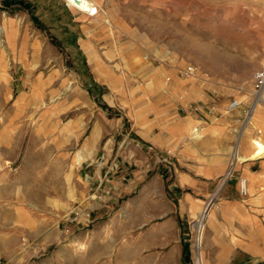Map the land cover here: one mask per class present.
<instances>
[{
  "label": "rangeland",
  "instance_id": "1",
  "mask_svg": "<svg viewBox=\"0 0 264 264\" xmlns=\"http://www.w3.org/2000/svg\"><path fill=\"white\" fill-rule=\"evenodd\" d=\"M94 1L113 26L110 44L91 45V60L100 66L86 62L87 44L35 35L43 31L36 19L27 18V33L10 44L5 37H12V28L0 34V264H264V208L236 190L253 141L264 138L254 123H264L263 99L249 120L254 74L264 65V0ZM40 3L47 11L48 1ZM55 4L58 11L66 7L64 0ZM4 11L0 6V24ZM190 66L195 75H183ZM152 75H163L169 87L183 80L182 90L203 85L202 100L220 116L236 99L242 104L235 113L246 117L232 176L231 157L212 161L226 163L215 194L203 201L189 198L184 208L166 201L182 219V247L161 257L153 255L147 234L152 212L165 204L146 191L148 177L135 188L124 187L128 178L112 171L123 162L107 156L123 140L125 118L116 101L155 88ZM97 130L99 142L87 147ZM207 135L202 128L191 141L217 146ZM243 137L247 152L240 147ZM170 153L160 154L153 172L169 170ZM99 169L106 172L96 175ZM228 186L235 191L231 196ZM226 201L234 203L231 209ZM240 247L260 255L248 254L247 260Z\"/></svg>",
  "mask_w": 264,
  "mask_h": 264
},
{
  "label": "crops",
  "instance_id": "2",
  "mask_svg": "<svg viewBox=\"0 0 264 264\" xmlns=\"http://www.w3.org/2000/svg\"><path fill=\"white\" fill-rule=\"evenodd\" d=\"M47 1L46 11L40 0H1L3 4L0 3V6L5 9L3 21H6L7 25H11L9 27L12 28V37L10 39L5 37L6 44H10L15 38L17 40L18 36L23 37L25 32L27 33L22 26L27 18H31L32 22L36 19L40 22L43 31H35V35H41L43 39L46 36L58 44H87L83 53L88 65L101 64L98 60H91L94 55L91 45L110 44L109 31L113 28L108 19L106 23L104 22V14L100 13L102 6L93 0L99 7V12L97 16L90 18L85 13L67 6L58 11L55 8V0ZM105 1L99 0L101 3ZM162 77L163 75L158 79L153 75L150 77L152 81H155V88L139 94L128 92L129 99H125L128 98L127 96H120V99L116 101L120 106L117 110L121 112V118H125L119 129L123 140L115 141L118 145L116 153L113 150L107 154L110 159L115 158L123 162L121 168L116 170L117 167L112 171L122 179L128 178L124 187L135 188L142 179L148 177L149 179L145 180L147 182L146 191L151 193V198L155 193L153 196L156 199L152 198L153 201L165 204L164 209L161 206L162 209L159 208L158 212H152L149 225L154 226L150 227L147 234V237L152 240L150 249L154 252L153 255L160 257L182 247V219L179 214L174 216L172 206L166 201L174 207L184 208L189 198L203 201L215 194L219 188V180L224 177L226 163L213 165L212 161L216 160L217 156L222 161L229 159L238 146L240 135L242 137L246 130L245 128L242 131L246 117L244 120L241 119L243 114L241 111L220 116L215 107L213 109L205 105L202 100L205 99L203 85H191L182 90L181 87L185 86V81L174 82L169 87L168 83L164 85ZM103 100L110 107H116L115 103L111 105L106 95H103ZM213 112L217 113L216 116ZM204 115L209 121L202 117ZM254 123L257 128L264 130V123L259 118L254 120ZM199 127L207 130L209 136L207 135L205 140L217 143V146L203 148L199 143L191 141V139L200 138L201 129ZM192 128L198 129L199 134L196 137L190 134ZM214 130L220 132L219 136L214 135ZM98 133L97 130L95 137L92 136L91 140L87 139V147H90V143L95 145L99 142ZM246 142L247 139L243 137L240 147L244 152L248 149ZM124 145L125 148L122 151ZM168 151L171 152L168 156L170 161L167 168L169 170L158 169L153 172L152 170L159 165L160 154ZM120 153H122L121 156L127 153V156L121 158ZM238 170L240 176L248 181L250 187L248 195L253 201L251 205L264 208V158L247 161ZM104 172L106 171L99 169L96 175L100 173L102 176ZM117 179L116 176L111 179L115 187L120 184ZM227 189H229V196L232 192L235 193L234 190H230L229 186ZM236 190L239 192V185ZM232 204L234 203L226 201V209H231ZM246 205H243L244 209H247ZM236 249H238L236 246L232 249V258L235 256L233 251ZM240 249L246 253L245 255L241 252L247 260L248 254L260 255L242 247Z\"/></svg>",
  "mask_w": 264,
  "mask_h": 264
},
{
  "label": "built area",
  "instance_id": "3",
  "mask_svg": "<svg viewBox=\"0 0 264 264\" xmlns=\"http://www.w3.org/2000/svg\"><path fill=\"white\" fill-rule=\"evenodd\" d=\"M65 5L68 8H72L75 9L77 11L83 12L85 13L88 17L93 18L95 16H97L98 12H99V7L97 5H95L94 3L91 4V9L86 10V11H82L79 6L78 3L75 2V0H73V2H71L70 0H65ZM195 68L190 66L187 69H185L182 74L185 76H190V75H195ZM252 90H253V95L256 97L255 101L259 98V95L263 92L264 90V65L255 72L254 74V78H253V85H252ZM254 101V103H255ZM241 102H239L238 100L234 99L232 100L229 105L227 106V113H232L236 110H238V108L241 106ZM238 163V159H237V155L235 154V152H233V154L231 155L230 158V162H229V167H228V176H232L233 172H234V168ZM115 168H117V165H115ZM240 193L244 196L249 194V189H248V181L245 178H241L240 179ZM213 205V200L209 201L205 207V210L208 211V209H210Z\"/></svg>",
  "mask_w": 264,
  "mask_h": 264
},
{
  "label": "bare ground",
  "instance_id": "4",
  "mask_svg": "<svg viewBox=\"0 0 264 264\" xmlns=\"http://www.w3.org/2000/svg\"><path fill=\"white\" fill-rule=\"evenodd\" d=\"M71 2H73V0H70ZM94 3L96 5V3L93 0H80V4H78L79 8L82 11H86L91 9V4ZM9 30V26L7 25L6 21H4L3 24H0V34H4V33H8ZM261 99H263L264 101V90L263 92L259 95V98L255 101L254 105L251 107L252 110H250V114H249V120L251 119V117L255 114L256 111H258L259 109L257 108L258 104L261 102ZM200 131V130H199ZM192 137H196L199 133H198V129H191L190 132ZM253 152L251 154V160H258L261 158H264V138L260 137L257 140L253 141ZM243 159H245L243 157ZM225 181V180H224ZM249 189V186H248ZM206 212L203 213V215L201 216V222L204 223L205 221V217H206Z\"/></svg>",
  "mask_w": 264,
  "mask_h": 264
},
{
  "label": "water",
  "instance_id": "5",
  "mask_svg": "<svg viewBox=\"0 0 264 264\" xmlns=\"http://www.w3.org/2000/svg\"><path fill=\"white\" fill-rule=\"evenodd\" d=\"M76 3L80 4V0H75Z\"/></svg>",
  "mask_w": 264,
  "mask_h": 264
}]
</instances>
